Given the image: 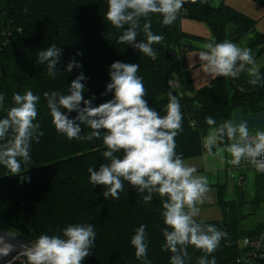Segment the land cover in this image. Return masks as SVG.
<instances>
[{"label": "trees", "instance_id": "16d2710c", "mask_svg": "<svg viewBox=\"0 0 264 264\" xmlns=\"http://www.w3.org/2000/svg\"><path fill=\"white\" fill-rule=\"evenodd\" d=\"M250 1L264 8V0ZM183 8L184 15H177L175 22L168 26L162 24L159 14L150 15L151 30L164 37L160 43L153 44L156 56L152 58L131 45L117 43L123 29H117L105 18L107 0H0V94H5L0 118L14 106L13 93L24 94L31 90L40 96L37 122L44 132L39 143L31 144L30 163L21 165L22 173L25 171L23 176L28 179L12 175L0 165L1 231L30 243L41 234L57 233L68 224L91 223L96 229V240L92 256L82 264H141L130 241L143 224L147 226V258L151 264H170L172 253L162 247L165 244L162 230L166 226L161 216V198L154 195L153 200L145 204L143 194L125 182L119 199H105L104 188L91 184L88 172L89 167L98 170L101 163H107L102 156L106 150L102 139L69 140L59 134L43 94L46 91L66 94L68 85L82 72L87 77L84 98L95 96L93 105L98 106L112 99V93L101 95L110 82V65L115 61L139 64L137 75L143 79L149 107L163 115L169 94L175 91L179 100L183 130L175 138L176 152L184 159L201 155L202 139L212 128L205 117L211 116L219 125L231 119L232 109L243 115L264 113V84L250 85L247 82L250 77L245 72L236 79L217 77L192 96L183 95L177 87L187 89L190 85L185 55L195 50L196 44L207 43L211 38L216 42L227 39L238 44L251 34L248 49L257 50L256 60L264 54V34L257 33L254 19L225 3L214 8L209 1L198 0L195 4L186 3ZM185 18L205 24L211 38L204 40L184 33L181 21ZM138 32L137 41L144 40V33ZM53 44L62 49L55 79L47 75L46 65L38 64L36 59L39 51ZM73 59L82 67L65 72ZM260 72L264 74V67ZM172 82L179 86H171ZM239 87L246 91H239ZM62 111L69 118L77 115L67 113L66 109ZM81 127V136L91 131L87 126ZM219 194L225 218L206 224L216 225L227 236L212 255L216 264H237L244 254L243 239L262 234L264 223L252 230H243L241 222L246 215L240 205L226 202L222 187ZM263 201L264 182L261 181V191L253 201L254 209ZM187 251L186 264H197L203 255L193 246Z\"/></svg>", "mask_w": 264, "mask_h": 264}, {"label": "clouds", "instance_id": "9594fccd", "mask_svg": "<svg viewBox=\"0 0 264 264\" xmlns=\"http://www.w3.org/2000/svg\"><path fill=\"white\" fill-rule=\"evenodd\" d=\"M198 0H107L106 19L117 29H123L117 43L131 45L145 56L155 58L153 44L164 37L151 30V14H159L165 26L175 22L186 3ZM205 3L206 0H199ZM144 21L141 24V21ZM127 26V27H125ZM139 31L145 39L137 41ZM62 49L50 45L37 53L40 65H46L47 75L56 78ZM82 55V53H77ZM203 72L210 79L217 77L238 78L247 73L250 85L264 84V74L255 67L251 49L238 47L225 39L216 42L211 38L197 54ZM73 59L65 68L71 73L73 68H81ZM139 64L115 61L110 65V82L101 95L112 93V99L93 105L95 96L84 98L87 77L81 72L68 85L66 94L59 91L44 92L52 123L59 134L72 140L102 139L106 150L102 152L107 163H101L98 170L88 168L89 182L104 188L103 196L119 199L125 190V182L137 193L143 194L145 204L154 195L161 198V216L165 224L163 249L172 255L170 264H186L188 247L200 250L197 264H216L212 255L227 233L216 225L198 220L202 205L209 192V181L199 175L197 168L185 162L176 152L175 138L182 132L183 113L178 98L169 94L164 114L149 107L147 90L141 76L137 75ZM239 91L246 89L239 87ZM5 94H0V110L4 109ZM13 105L6 116L0 118V165L12 175L23 176L22 163L31 161L30 147L33 141L39 143L44 135L37 122V105L40 96L31 90L24 94L13 93ZM83 104V107L81 106ZM67 113L76 112L74 118ZM212 126L204 139L208 153L219 144L232 157L231 163L240 165L248 161L256 165L257 171L264 172V130H250L247 119L234 122L231 119L216 124L211 116L205 117ZM81 125L91 131L81 136ZM225 141H228L225 143ZM122 153V155H121ZM146 225L141 224L131 237L135 257L141 264H151L147 258L148 240ZM53 232L52 229L48 230ZM8 236H12L9 232ZM96 229L91 223L68 224L55 234H41L29 244L21 245V251L13 259H21V264H82L89 256L96 240ZM15 250L5 236L0 235V256H8ZM211 256V259L209 257Z\"/></svg>", "mask_w": 264, "mask_h": 264}, {"label": "crops", "instance_id": "0c3cea01", "mask_svg": "<svg viewBox=\"0 0 264 264\" xmlns=\"http://www.w3.org/2000/svg\"><path fill=\"white\" fill-rule=\"evenodd\" d=\"M206 1H209L210 5L214 8L218 7L221 3H225L236 11L254 19L257 22V33L264 34L263 7L255 4L250 0H216L214 4H211L212 0ZM181 29L186 34L200 37L204 40H209L211 38V31L205 24L201 22L186 18L182 19ZM248 36L247 37L251 39L253 37V35L251 34H249ZM240 43L236 45L239 47ZM204 44L205 43L196 44V49L188 52L185 55V63L190 79V85L187 89H181V87H177L179 92L180 89L182 90V92L180 93L183 95L185 94L187 96H192L195 91L207 86L212 80H214L207 77L203 72L199 57L197 56L199 51L202 50ZM260 57L261 64L260 67H258L259 70L264 67V54H262ZM260 57L255 61L258 62V60H260ZM230 116L231 120H233L234 122L241 119H247L249 122L250 130L253 132H255L258 127H261V130H264V113L255 115H243L232 109ZM210 131L211 129L202 139L203 150L201 155L184 159L186 163L197 168V172L199 175L206 176L209 181L210 190L207 194L205 202L200 205L201 212L200 216L197 219L206 223L221 221L225 218V213L220 205L219 187H222L224 189V200L226 202L238 203L241 207L242 213L246 215V218L241 222V228L243 230H252L258 225L264 223V218L256 223H254L253 221L248 222L250 218L254 219L262 208L264 209V201L259 204L256 210L253 207V201L256 198V194L257 192L261 191V181L264 182V175L261 177L262 174H259L252 166L246 164L245 161H242V166L231 163L230 161L232 160V157L230 156V154L224 151L225 146L223 147L218 145L213 149V153H208L204 148V139ZM241 168H247L253 172L252 183L255 192L252 191L250 195H247L246 191H244V184L248 178L247 175L239 173L238 178L236 179V185L232 186V179H235V172H237L235 170H241ZM229 178L232 179L229 180ZM243 223H246L245 226Z\"/></svg>", "mask_w": 264, "mask_h": 264}, {"label": "built area", "instance_id": "2783aa9c", "mask_svg": "<svg viewBox=\"0 0 264 264\" xmlns=\"http://www.w3.org/2000/svg\"><path fill=\"white\" fill-rule=\"evenodd\" d=\"M184 13L185 9L182 8L178 16L184 15ZM245 163L252 166L257 171L256 165L246 160ZM257 172L264 175V172ZM242 248L244 249V254L237 260V264H264V231L256 237L244 238L242 241Z\"/></svg>", "mask_w": 264, "mask_h": 264}, {"label": "rangeland", "instance_id": "374dc122", "mask_svg": "<svg viewBox=\"0 0 264 264\" xmlns=\"http://www.w3.org/2000/svg\"><path fill=\"white\" fill-rule=\"evenodd\" d=\"M215 1L216 0H212V3L211 4H214ZM248 37H246L245 39H243L241 41L239 47H241V48H249V44H250V39L251 38H248ZM256 51H251L254 56H255V52ZM260 64H261V57H260V60H258V62H256L254 66L258 68V67H260ZM180 92H182L181 89H180ZM257 129H260L261 130V127H258ZM242 165H243V162H241L240 166H242ZM235 171L238 172V173L235 172V179L229 178V180L232 179V182H233L232 186L236 185V183H237L236 182V179L238 178L239 173H242V174L247 175V177H248L247 178V181L244 184V191H246L247 195H250L252 191L255 192L254 186H253V183H252V177H253V174L252 173L253 172L251 170L247 169V168L246 169L245 168H241V170L240 169H238V170L236 169ZM236 197H237V195H236ZM263 218H264V209L262 208L261 211L258 212V214L256 215V217L254 219L250 218L248 222H252L253 221L254 223H256L258 221H261ZM245 224H244V226H245ZM3 232L4 231H1L0 230V235L5 236V238H10V239H13L15 241H24L23 239L19 238L18 236L14 235V234H12L13 236H8L7 234H3ZM5 233H9V232H5ZM17 264H21V262H19Z\"/></svg>", "mask_w": 264, "mask_h": 264}, {"label": "bare ground", "instance_id": "6f19581e", "mask_svg": "<svg viewBox=\"0 0 264 264\" xmlns=\"http://www.w3.org/2000/svg\"><path fill=\"white\" fill-rule=\"evenodd\" d=\"M3 234H7V233H3ZM6 239L10 243L15 245V250L13 252H11L8 256H0V264H11L12 261H21L22 258L21 259H13V258L16 257L17 254L21 251L20 246L26 245L28 243L25 241H15V240L10 239V238H6Z\"/></svg>", "mask_w": 264, "mask_h": 264}, {"label": "water", "instance_id": "95a60500", "mask_svg": "<svg viewBox=\"0 0 264 264\" xmlns=\"http://www.w3.org/2000/svg\"><path fill=\"white\" fill-rule=\"evenodd\" d=\"M171 86H173V87H177V86H179V83H177V82H172L171 83ZM173 95H175V91L172 93ZM3 233H5V232H3ZM28 243V242H27ZM29 244V243H28ZM19 262H21V261H12L11 262V264H17V263H19Z\"/></svg>", "mask_w": 264, "mask_h": 264}]
</instances>
